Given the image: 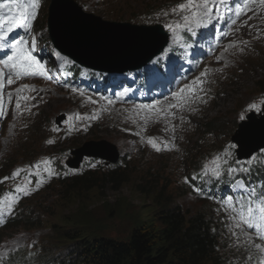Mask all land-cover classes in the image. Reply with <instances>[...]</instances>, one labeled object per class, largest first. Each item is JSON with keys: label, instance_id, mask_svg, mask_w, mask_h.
Wrapping results in <instances>:
<instances>
[{"label": "rangeland", "instance_id": "1", "mask_svg": "<svg viewBox=\"0 0 264 264\" xmlns=\"http://www.w3.org/2000/svg\"><path fill=\"white\" fill-rule=\"evenodd\" d=\"M75 1L85 11L97 15L104 22L130 23L142 27L140 26L143 25L142 20L148 16L151 18V12L154 11L153 13L157 16L161 14L162 6L159 5L165 0ZM44 4L46 5L42 18L38 23L39 34L46 37V44L50 50H53L55 46L46 26L51 0H43ZM256 21L264 26V18H258ZM149 27L147 26V28ZM254 28L257 30L259 26L255 23ZM250 63H255L257 67L252 65L253 70H256L254 72L264 78V51L262 54H255L249 61V65H251ZM252 76L254 75L250 73L243 75V81L246 83L242 84L243 81H241L238 83L239 87L235 88L233 86L236 83L225 87L223 82H218L214 89L219 95L217 103L205 113V117L196 125L199 126L205 119L215 118L218 114L224 113L221 118V128L226 126L227 136H231V133L236 129L234 125L229 124L231 119L247 102L254 101L255 94L252 95V93H255L256 87L252 84ZM182 84L185 91L181 95L186 101L197 97L196 92L189 91L194 87L193 79H183ZM179 90L174 91L169 102L159 108L154 118L157 122H153L150 118L144 128L138 127L141 124H138L139 117L136 113L128 109L113 108L106 103H92L88 97L58 95L42 90L37 91L34 87L27 88L23 92L25 98H34L28 105L32 110H27L23 114L24 108L27 107L26 103H23L19 110L16 107L11 109V112L19 118V123L9 131L13 132L11 135L20 138L16 140L13 136L10 137L14 145L8 155L11 157L9 165L23 166L26 175L28 172L36 175L35 165L40 164L43 171L41 175H36L40 179L37 189L44 183V176L52 174L42 189L31 200H25L21 208V211L25 212L23 218L37 216L34 222L37 225L25 226L24 221H21L20 224H9L3 233L5 238L13 237L12 248L15 246L21 248L12 264H25V261L29 263L28 254H30L32 264H59L62 261L66 263L74 250L73 243L75 241L69 240L71 237L77 238V240L87 238L79 242L81 245L79 248L100 237L120 241L127 240L136 226L147 225L153 220V203L148 197L141 194L136 186L144 180L157 185L158 190L166 187L167 194L172 195V198L175 196L176 202L184 208L190 209L192 213L198 207H202L201 202L197 203L193 199L187 198L188 190L186 192V189L181 187L185 184V177L189 179L190 174L193 173L191 167L199 158L196 151L191 150L187 143H183L181 148L187 154L186 156L157 157L148 143L143 141L144 139L148 142L149 138H155L153 133L156 132L159 137L157 143L161 144L166 138V135L161 131L170 132L173 136L181 135V115L177 108L169 107L171 104L178 103L173 94ZM261 91H264V88ZM234 93L241 95L235 96ZM127 96H129L127 93L121 92L116 98L118 104L135 100L127 98ZM42 102L47 107L39 113H32L34 109L41 108ZM73 107L74 109H71ZM173 112L175 116L170 114ZM64 114L66 118L58 126V117L64 116ZM92 115L99 118L89 119L88 117ZM77 117L82 118L78 119ZM187 130V135L192 133V130L188 128ZM223 137L221 138L222 142ZM49 140L54 143L49 144ZM211 140L217 142L219 135ZM100 142H107L113 146L118 152L119 158L122 155L123 159L120 165L125 168V164H127L134 183L122 185L119 190H116L112 185L104 184L101 185L103 188L89 192H71L69 186L74 178H82L78 176L81 172L84 171L85 176L88 175V177L101 176L104 173H110L111 167L116 165L112 163L107 165L101 160L84 158L79 164L80 168L72 171L67 169L66 165L72 160L71 151L79 150L87 144ZM207 149L203 146V153H210L205 157L211 159L217 151L209 152ZM6 153H8L7 149L4 151V154ZM188 155L193 157V160ZM44 161L48 163L45 165L42 163ZM10 184L17 188L19 182L12 181ZM21 194L23 197L24 195L31 196L32 190L26 188V192ZM229 249L230 256L227 264H244L241 256L236 254L232 247ZM21 250L24 253V258L20 255Z\"/></svg>", "mask_w": 264, "mask_h": 264}, {"label": "trees", "instance_id": "2", "mask_svg": "<svg viewBox=\"0 0 264 264\" xmlns=\"http://www.w3.org/2000/svg\"><path fill=\"white\" fill-rule=\"evenodd\" d=\"M169 1H162L160 8L163 17ZM154 12V11H153ZM151 12V14L153 13ZM154 18L151 15V19ZM253 86L264 88V78L253 80ZM222 117L208 119L203 124L204 133L221 131ZM225 156L222 157L224 159ZM226 167L232 165L229 157H226ZM235 159L233 158V162ZM119 161L111 167V172L101 176H85L84 171L74 178L69 186L71 192H89L103 188L104 184L112 185L119 190L122 185L133 184L134 180L129 174L130 171L120 165ZM235 163V162H234ZM198 162L193 169L198 167ZM13 165L7 166L3 172L8 174ZM158 184V182H157ZM141 194L148 197L154 206L152 221L147 225L136 226L130 233L127 240H115L113 238H99L90 241L82 248L79 242L86 239L77 240L71 237L69 240L75 241L73 254L66 261L59 264H227L232 240L221 215L212 201L201 202L202 207H198L193 213L190 209L184 208L177 203L175 196L167 194L166 187L157 188L152 182L143 181L136 185ZM182 188L187 189L183 184ZM188 190V189H187ZM187 192V191H186ZM33 218L29 219L25 226H36L30 224ZM22 220V219H21ZM20 224V223H18ZM84 251V252H83ZM50 262V259H48Z\"/></svg>", "mask_w": 264, "mask_h": 264}, {"label": "snow or ice", "instance_id": "3", "mask_svg": "<svg viewBox=\"0 0 264 264\" xmlns=\"http://www.w3.org/2000/svg\"><path fill=\"white\" fill-rule=\"evenodd\" d=\"M39 0H0V51L5 49H11L12 54L5 56L3 59H0V77L4 75V69L8 70L7 84H12L15 81L13 80V75L17 78H21L24 75H44V70L40 65V61L36 59L35 56L31 54V51L37 47L36 38L33 36L31 38V43L29 39L25 36H18L16 39L9 40V34L12 33L16 28H23L25 31H30L31 21L35 18L36 8L38 6ZM223 2V0H221ZM216 0H187L186 3H181L178 5L180 11H185L189 14L183 16L184 25L183 27L187 30L189 35L195 34L194 30L200 26H207L208 22L212 20L214 15V6ZM261 3H264V0H261ZM177 9L174 8L173 12ZM243 9H238L235 13L238 18ZM167 14V13H165ZM219 19V17H217ZM232 23L235 24L236 20L233 19ZM170 30H172V25H168ZM180 27V25H177ZM227 35V33H225ZM247 43V42H244ZM233 45H229L232 47ZM243 51V49H240ZM219 59V58H218ZM35 69V70H34ZM204 73L202 75H206ZM52 78V77H49ZM194 84L200 83L203 81H193ZM65 87L71 89L73 93H79L80 96H84L85 92L83 90L77 89L71 85L65 83ZM3 87V84L0 83V88ZM29 85H23V89L29 88ZM187 88V86H185ZM202 89H189L190 92H197ZM21 89H18L19 93ZM129 90L124 89L123 92L127 93ZM185 91L184 88L180 89L179 92L174 93L178 103L169 105L170 108L184 107L187 101L182 97V93ZM20 97L17 96V102L15 104L16 109L21 108ZM89 101L92 103H97L93 101L91 97H88ZM107 101L108 105L113 104V100L109 98H104ZM9 100H11V94H9ZM159 103V102H154ZM134 108L142 109H152V104L146 105H135ZM256 104H251L249 106L250 110L256 109ZM3 105L0 103V116L3 115ZM138 114V113H137ZM172 116H175V113H170ZM78 119L82 117H77ZM89 119H98L96 115L88 117ZM49 144L54 143V141L49 140ZM148 143L156 151H161V146H158V143L155 138H149ZM227 153L225 158L222 159L220 156L213 158L211 162V167L205 165L203 167V176L207 177L209 180H219L226 174L231 175L240 172H248L247 167L242 168H227L225 172L223 170V165L227 163ZM45 165L47 161L42 162ZM239 163V162H237ZM36 175H41L42 169L40 164L35 165ZM23 170H17L14 173L15 176H19L20 172ZM52 174V173H49ZM9 179V178H5ZM185 182L191 183V181L185 177ZM26 184H30V181H25ZM230 187L234 191L240 193L238 197H233V195H228L223 198L220 202L224 205V211L227 214V219L229 223L226 224L227 232L230 234L231 238L234 240V244L229 245L230 247H236L237 251L243 248L245 251L249 252L246 256V264H264V243H254L253 235L249 234V230H253L255 238L264 242V185L261 186V191L258 193L256 188L253 186L246 185L243 178H235L230 184ZM16 192H26V188L21 185H17L15 189ZM194 191L199 194H202L200 188L194 187ZM14 202V201H13ZM13 202H10L7 206L8 211L13 210ZM5 212L4 200L0 199V216H3ZM255 250L259 253V256L254 260L251 250Z\"/></svg>", "mask_w": 264, "mask_h": 264}, {"label": "water", "instance_id": "4", "mask_svg": "<svg viewBox=\"0 0 264 264\" xmlns=\"http://www.w3.org/2000/svg\"><path fill=\"white\" fill-rule=\"evenodd\" d=\"M61 4V5H59ZM47 26L58 50L78 64L99 71L125 74L140 70L157 57L167 44L159 27H139L128 23L104 22L93 14L84 13L69 0H53ZM234 141L238 156L246 158L264 148V116L250 117L240 126ZM256 143L254 150L246 146ZM107 142L87 144L72 152L68 163L78 168L84 158H97L115 164L119 154Z\"/></svg>", "mask_w": 264, "mask_h": 264}]
</instances>
